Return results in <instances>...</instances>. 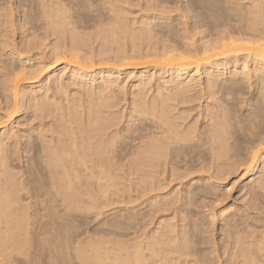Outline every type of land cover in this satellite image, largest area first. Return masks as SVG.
<instances>
[{"label":"bare ground","instance_id":"6f19581e","mask_svg":"<svg viewBox=\"0 0 264 264\" xmlns=\"http://www.w3.org/2000/svg\"><path fill=\"white\" fill-rule=\"evenodd\" d=\"M34 2L35 0H0V125L4 126L0 128V139L7 138L16 125L34 118L36 111L41 115H55L56 105L59 104L55 97L61 88L67 97L68 85L73 79L77 80V89L94 93V104L98 112H112L121 107L116 104L117 96L112 92V87L114 83H124L129 87V95H125L123 102L125 113L128 110L129 96L130 111L131 99L135 100L132 94L140 91L142 94L147 93L146 99L160 96L167 106L178 103L175 111L179 114L177 119L181 121L194 114L195 103L191 100L180 102L181 98L199 89L202 99L195 107L200 121L198 138L191 146L183 149L186 153H191L193 164L200 158L199 148L207 139L212 125L209 114L216 111L217 100L222 93L225 101L231 97L230 103H239L242 118L259 112L261 101L264 100V0H223L224 6L214 10L206 0H176L175 4L153 0L160 7L152 11L144 8L114 10L118 18H131L133 27L122 28L116 24L87 39L73 37L69 32L62 38V42L57 41L56 44L48 38L47 32L41 34L36 31L39 25L36 21L37 10L33 8ZM129 2L131 0H117V3ZM181 3L178 11L177 5ZM232 4L240 7L232 8ZM47 14L56 13L49 9ZM9 26L18 30V40L21 43L27 38L32 39V48L25 54L8 51L4 56V37ZM32 33L33 37H30ZM15 35L16 31L9 38L13 43ZM41 50L49 58L55 57L52 63L61 61L43 75L34 68L42 61ZM189 65L195 66L196 71L193 72ZM9 67L11 71L8 70ZM241 80L244 81L243 84L240 83ZM185 88L187 93L176 91ZM122 91L127 93V88ZM221 108L227 109L228 105L222 104ZM5 116L8 117L7 120L4 119ZM255 119L256 124L248 130L250 138H255L259 132V115ZM97 124L104 127V121H98ZM32 127L21 128L12 134L22 143L24 150L32 137L40 132V129ZM147 127V124L142 125L139 130ZM122 131L126 134L116 147V154L121 159L131 153L137 139L135 132L128 133L126 128ZM47 142L52 153L61 148L67 149L63 155L68 164L61 169L62 188L64 192L75 188L76 206L84 210L77 214L82 216L91 215L87 210L98 205L101 199L107 202L105 212L109 213V218L143 216L151 209L154 200L175 196L177 193L179 204L174 215L183 216L190 208V193L202 195L204 193L200 190L210 183L216 188L213 193H227L229 187L231 192L228 194L233 198L224 204L216 201L214 212L219 215L211 217L213 222L210 227L205 225V229L211 231L212 244L215 246L214 258L221 262L224 259L227 262L228 259L222 253L228 251V243L232 242L230 226L246 212L245 197L252 193L254 185L257 189L264 188V183L261 182L264 179V153L260 155V151H257L244 163L246 156L234 152H242L248 138L235 127L232 136L226 135L222 143L214 144L210 149V160L205 165L196 169L195 173L189 172L181 177L177 188L171 183L167 186L160 184L153 166L146 163L150 140L148 143L142 142L126 161H118L120 169L115 174L107 169L102 170L97 164L89 177H83L84 169L80 161L75 165L72 163L76 148L74 143L65 145L56 139ZM89 142L94 144L96 139L93 137ZM257 148L259 149V144ZM23 163L28 166L27 157ZM31 167L36 169V176L39 177V157L31 161ZM155 168L158 170L159 165ZM21 171L22 169H16L17 173ZM166 173L165 167L161 174L165 180L168 179ZM237 175L240 179L233 180ZM28 186L29 178L26 175L16 180L0 173V264H4L5 256L11 261L14 253L19 252L17 245L20 242L16 239V233L23 230L26 235L30 234L31 223L35 222L31 217L32 205L20 199ZM197 198L198 195L193 197ZM18 203L20 207H17ZM201 204L206 210L211 201H201ZM195 207L200 211V205ZM227 209L234 211L226 215L224 211ZM105 212L87 228L88 237L97 236L103 230V222H98L104 218ZM165 215L167 214L163 212L157 214L147 229L143 230L142 236H136V240L142 242L153 228H159L161 224L176 231L168 220L162 218ZM251 215L252 222L259 224L261 218ZM25 217L29 223L23 222ZM50 231L49 240L55 245L59 242V232L54 228ZM99 239L104 251L98 259L107 262L135 259L134 251L128 248L121 251L119 248L120 242L127 240L126 237L109 239L100 234ZM78 243L85 249L94 246L91 239H81Z\"/></svg>","mask_w":264,"mask_h":264},{"label":"snow or ice","instance_id":"6c2138e0","mask_svg":"<svg viewBox=\"0 0 264 264\" xmlns=\"http://www.w3.org/2000/svg\"><path fill=\"white\" fill-rule=\"evenodd\" d=\"M206 2L213 10L224 6L223 0H206ZM161 3L175 4L176 0H161ZM181 6L182 3L177 5L178 11ZM159 7L160 5L153 0H131L127 4L117 3V0H51V2L35 0L33 3V8L37 10L36 21L39 25L36 31L41 34L47 32L53 44L57 41L62 42V38L69 32L73 37L87 39L116 24L122 28L133 27L132 19L123 16L118 18L115 15V9L125 11L144 8L152 11ZM231 7L239 8L240 5L232 4ZM49 9L54 10L56 14H47ZM14 31L16 35L13 43L9 38L13 36ZM53 32H55L54 36ZM30 37H33V33ZM4 40V56L8 51L23 55L32 48L33 44L30 38L21 43L18 40V30H13L11 26L7 28ZM39 52L43 54V58L34 68L41 71L42 75L61 63L57 60L54 64L52 61L55 57L49 58L43 50ZM189 66L192 67L193 72L196 71L195 66ZM8 70L11 71V67ZM76 82L77 80L73 79L69 83L67 97L63 88L59 90V94L55 97L56 101H59L55 115L47 113L41 115L36 111L34 118L16 125L7 138L0 139V173L16 180L25 175L29 178L28 190L20 199L32 205L31 217L35 221L31 223L30 234L26 235L23 230L16 233V239L20 242L17 245L19 252L14 253V259L11 261L5 256L4 264H264V188L257 189L254 185L252 193L245 197L246 212L230 226L232 242L228 243L226 240L228 251L222 253L228 259L227 262L225 259L221 262L214 258L215 246L212 244L211 231L205 229V225L210 227L213 222L211 217L219 215L214 212L213 206L216 201L224 204L233 198L228 194L231 192L229 187L227 193L225 191L213 193V189L216 188L212 187L213 183H210L200 190L204 194L190 193L188 196L190 208L183 216L174 215L179 204V193L154 200L151 209L143 216L109 218V213L105 212L107 202L102 199L98 205L87 210L92 213L91 215L82 216L77 214L84 210L76 206L75 188L68 192H64L62 188L61 169L68 164L63 155L67 149L61 148L58 152L52 153L47 142L56 139L65 145L74 143L76 148L72 163L75 165L77 161H80L84 169L83 177H89L94 170V165L97 164L102 170L107 169L115 174L120 169L118 161H126L142 142L148 143L150 140V151L146 163L153 166L154 174L159 178L160 184L167 186L171 183L177 188L180 186L182 176L189 172L195 173L196 169L210 160V149L214 144L222 143L226 135L232 136L234 127L248 138L243 151L234 152V154L246 156L244 163H247L251 154L257 151H260V155L264 153V100L261 101L257 114L242 118L239 103H230L231 97L225 101L222 93L217 100L216 111L209 114L212 125L207 139L199 148L200 158L193 164L191 153H186L183 149L191 146L198 138L197 129L200 121L195 107L202 99L199 89L181 98L180 102L183 100L195 102L194 114L190 118L184 117L181 121L177 119L179 114L175 111L178 103L167 106L163 104L160 96L146 99L147 93L142 94L140 91H134L132 94L135 100L131 99L130 111L129 96L128 110L125 113L123 102L125 95H129V87L124 83H114L112 87V92L117 96L116 104L121 107L112 112H98L94 104V93L77 89ZM240 83L243 84L244 81L241 80ZM124 88H127V93L122 91ZM176 91L187 93L186 88ZM73 93L75 95H72ZM222 104H227L228 108H221ZM256 115L260 118L259 132L255 138H250L248 130L256 124ZM4 119L7 120L8 117L5 116ZM98 121H104L103 128L98 126ZM145 124L148 127L142 131L139 130ZM32 126L40 129V132L32 137L27 149L24 150L22 143L12 134L21 128H33ZM2 127L4 126L0 125V128ZM124 128L128 133L135 132L137 139L131 153L121 159L116 154V147L118 142L124 139L126 134L122 131ZM48 133H54V135ZM93 137L96 143L90 144L89 141ZM177 149L180 151H176ZM25 157L28 159V166H24ZM37 157L40 160L39 177L36 176V169L31 167V161ZM84 161H90V163L85 164ZM156 165H159L158 170L155 168ZM165 167L167 180L161 175ZM16 169H22V171L17 173ZM239 179V175L233 178V180ZM261 182L264 183V179ZM184 195L183 193V197ZM197 195L198 198L193 199ZM201 201H211V205L205 210ZM196 205H200V211L196 210ZM20 206L18 203L17 207ZM233 211L234 209H227L224 212L229 215ZM102 212H105L104 218L99 219L98 223L103 222V230L99 231L97 236L88 237L87 228L98 220ZM161 212L167 214L162 218L168 220L176 231H171L166 225L161 224L159 228H153L142 242H138L136 236H142L143 230H146L152 219ZM251 214L261 218L259 224L252 222ZM23 222L29 223L27 217L23 218ZM157 223L159 224V221ZM53 228L59 232V242L55 245L49 240L50 230ZM100 234L109 239L126 237L127 240L121 241L119 248L121 251L125 248L134 251L135 259L112 262L98 259L97 257L104 251L99 239ZM81 239H91L94 246L88 249L82 248L78 243ZM233 248L235 251H232Z\"/></svg>","mask_w":264,"mask_h":264},{"label":"rangeland","instance_id":"374dc122","mask_svg":"<svg viewBox=\"0 0 264 264\" xmlns=\"http://www.w3.org/2000/svg\"><path fill=\"white\" fill-rule=\"evenodd\" d=\"M236 195H237V194H236ZM236 195H235V196H236Z\"/></svg>","mask_w":264,"mask_h":264}]
</instances>
